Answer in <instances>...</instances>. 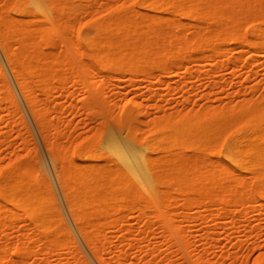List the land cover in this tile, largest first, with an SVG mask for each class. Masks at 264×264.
Masks as SVG:
<instances>
[{
  "label": "bare ground",
  "instance_id": "obj_1",
  "mask_svg": "<svg viewBox=\"0 0 264 264\" xmlns=\"http://www.w3.org/2000/svg\"><path fill=\"white\" fill-rule=\"evenodd\" d=\"M47 1L56 9L52 14L42 12L43 0H0V43L53 161L66 165L60 176L65 196L75 204V221L101 264H129L132 248L151 238L152 219L135 233L136 226L121 215L126 198L142 202L141 214L165 205L158 214L165 239L191 256V238L170 211L178 207L176 192L159 200L151 177L191 191L184 205L196 208L198 218L204 207L210 208L216 225L205 224L211 230L227 216L236 223L234 205L264 207V90L232 104L165 114L150 122L131 102L107 136L108 148L95 137L82 163L74 158L76 146L66 153L53 141L50 118L57 111L51 100L71 81L82 86L88 108L101 110L104 85L126 74L152 78L157 70L166 74L173 67L199 66L196 61L214 64L231 50L237 52L235 67L255 66L264 61V0ZM0 75L12 102L0 105V113L9 115V125L17 122L15 114L27 124L1 64ZM262 82L264 75L254 89ZM3 117L0 147L8 142ZM36 158V166L22 154L0 161V264H27L31 256L44 264L69 242L75 246L71 254L81 253L38 152ZM114 226L126 232L115 237L109 233ZM255 264H264V253Z\"/></svg>",
  "mask_w": 264,
  "mask_h": 264
},
{
  "label": "rangeland",
  "instance_id": "obj_2",
  "mask_svg": "<svg viewBox=\"0 0 264 264\" xmlns=\"http://www.w3.org/2000/svg\"><path fill=\"white\" fill-rule=\"evenodd\" d=\"M43 13L52 14L55 7L47 0H43ZM84 3L85 0H74ZM107 1V0H105ZM122 1V0H118ZM0 5L2 3L0 2ZM95 11L96 6L92 7ZM93 11V12H94ZM37 24H46L45 20H38ZM237 52H228L217 56L214 64H206L196 61L199 66L173 67L168 73L160 70L155 71L152 78L140 74L131 79L129 74L124 75L121 80L107 82L105 87L106 106L101 110H91L85 103L83 88L72 81L68 83L69 88L58 91L57 98L50 104L57 107V111L50 114L54 125L52 126L51 138L59 144L65 152H72L76 146L74 158L82 163L90 154L85 149L95 137L100 136L103 145L108 148L107 136L115 130L118 119L121 117L125 105L137 102L142 107L143 117L146 122L165 114H179L197 110L208 105L232 104L244 97V95H257L264 90V82L254 89L256 81L264 75V61H258L255 66H234L233 59ZM0 64L11 83L22 114L26 123L22 122L20 114H15L12 119L17 120L14 125L8 124V114L4 115L2 122L3 133L7 134L8 142L0 147V161L7 162L11 157L19 154L25 155L32 164L36 166V154L39 153L47 173L53 183L57 198L61 205L67 224L69 225L81 253H70L75 248L70 242L67 248H63L61 254L53 253L44 264H86L87 259L91 264H101L92 252L90 246L84 239L78 224L75 221L72 208L64 192L61 182V173L66 166L59 160L55 163L44 136L35 120L28 102L21 90L16 76L8 62L0 43ZM253 68V73L250 71ZM251 74V75H249ZM100 79V76L96 77ZM9 91L4 86L0 75V105H9ZM12 105V104H11ZM145 125L139 131L142 136L147 130ZM37 149V150H36ZM67 153V152H66ZM153 195L159 200H165L173 192L176 193L177 208L171 207L170 211L181 221L184 232L190 236L191 256L186 257L177 246L171 248L172 242L166 240L164 229L160 227L158 214L165 211V205L146 210L141 214L138 209L143 208L142 202L126 198V206L121 211L127 224H134L135 233L139 229L147 228L143 223L146 219H152L154 225L150 227V239L140 242L139 246L132 248L129 256V264H255L261 253H264V207L256 209L249 207L242 210L241 206L235 207L236 223L233 217L227 216L221 225L211 230L205 223L215 226L216 222L211 217L210 208H203L201 217L199 211L194 207L184 205L187 198L191 197V191L172 184L169 180L165 182L159 178L150 179ZM191 217H195L196 222ZM55 228L60 233V239L65 242L66 235L62 227L58 226L54 218ZM206 222H203L205 221ZM141 221V222H140ZM126 232V228L114 226L109 233L115 237ZM215 237V238H211ZM17 236L14 235V239ZM113 255V254H111ZM110 255V256H111ZM41 259V257H39ZM27 264H39L35 256H31Z\"/></svg>",
  "mask_w": 264,
  "mask_h": 264
}]
</instances>
